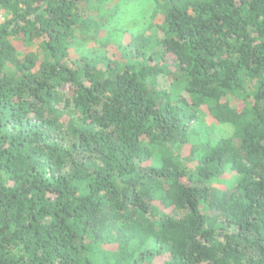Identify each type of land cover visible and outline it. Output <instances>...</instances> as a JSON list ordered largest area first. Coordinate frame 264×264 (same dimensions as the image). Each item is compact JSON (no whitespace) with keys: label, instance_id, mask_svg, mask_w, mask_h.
<instances>
[{"label":"trees","instance_id":"obj_1","mask_svg":"<svg viewBox=\"0 0 264 264\" xmlns=\"http://www.w3.org/2000/svg\"><path fill=\"white\" fill-rule=\"evenodd\" d=\"M109 1L0 0V264H264V0Z\"/></svg>","mask_w":264,"mask_h":264},{"label":"rangeland","instance_id":"obj_2","mask_svg":"<svg viewBox=\"0 0 264 264\" xmlns=\"http://www.w3.org/2000/svg\"><path fill=\"white\" fill-rule=\"evenodd\" d=\"M101 11L97 14L99 23H102L99 38L112 39L113 41H121L126 43L133 36L146 34H155L160 39L162 33L158 30V26L162 24L160 17H155V1L154 0H110L107 4L101 5ZM6 20L9 16L4 12ZM97 20V18H94ZM154 27V28H153ZM109 33V34H108ZM93 33L90 35H82V42L85 47L92 48L94 46ZM90 39V40H89ZM113 45V44H111ZM73 60L80 57L79 54L72 52ZM169 63L173 66L174 58L169 56ZM161 87L168 89L171 80L165 76L158 78ZM233 103H236L233 101ZM212 119L206 118V123L210 126ZM211 138L214 141L230 137L232 129L225 126H216L211 131ZM187 154V153H186Z\"/></svg>","mask_w":264,"mask_h":264},{"label":"built area","instance_id":"obj_3","mask_svg":"<svg viewBox=\"0 0 264 264\" xmlns=\"http://www.w3.org/2000/svg\"><path fill=\"white\" fill-rule=\"evenodd\" d=\"M6 17L4 12L0 9V27L5 23Z\"/></svg>","mask_w":264,"mask_h":264}]
</instances>
